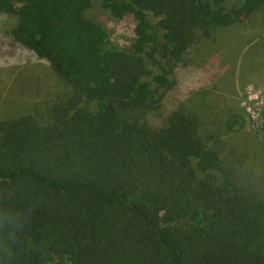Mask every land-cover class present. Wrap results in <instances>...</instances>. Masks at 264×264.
Wrapping results in <instances>:
<instances>
[{
	"label": "trees",
	"instance_id": "trees-1",
	"mask_svg": "<svg viewBox=\"0 0 264 264\" xmlns=\"http://www.w3.org/2000/svg\"><path fill=\"white\" fill-rule=\"evenodd\" d=\"M93 1L0 0V61L33 55L75 88L0 121V264H264V173L228 142L241 118L184 102L144 120L173 67L264 0H100L136 21L123 51Z\"/></svg>",
	"mask_w": 264,
	"mask_h": 264
},
{
	"label": "rangeland",
	"instance_id": "rangeland-1",
	"mask_svg": "<svg viewBox=\"0 0 264 264\" xmlns=\"http://www.w3.org/2000/svg\"><path fill=\"white\" fill-rule=\"evenodd\" d=\"M86 15L106 28L105 51H123L134 42L136 21L131 16L113 17L100 0L93 1ZM149 17L158 19L151 13ZM185 60L173 67V88L158 89V100L144 120L160 128L184 102L194 108L210 104L223 118L236 114L242 125L229 137L230 147L240 157L239 165L264 173V7L218 29L215 39L191 49ZM74 91L33 55L0 61V121L20 115L46 118L49 109L67 103ZM86 105L96 106L89 101Z\"/></svg>",
	"mask_w": 264,
	"mask_h": 264
}]
</instances>
